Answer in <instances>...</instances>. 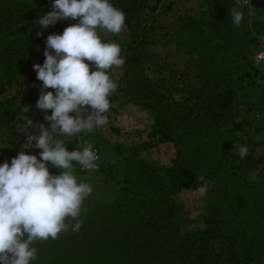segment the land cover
<instances>
[{"label":"trees","instance_id":"1","mask_svg":"<svg viewBox=\"0 0 264 264\" xmlns=\"http://www.w3.org/2000/svg\"><path fill=\"white\" fill-rule=\"evenodd\" d=\"M42 1L0 0V62L13 70L10 64L16 60L14 71L0 77V94L4 80L20 74H26V85L39 89L42 82L33 65L43 56L46 38L72 25L67 19L39 29L34 10ZM110 3L125 13L130 39L123 75L110 101L152 111L151 136L172 143L176 156L163 170L128 161L121 197L111 203L87 202L79 217L81 229L36 241L38 255L31 264H264V173L248 179L250 169L264 165V155L255 159L252 142L236 138L242 120L232 121L228 133L223 130L238 96L256 87L250 54L257 41L251 25L244 17L235 27L228 9L211 22H179L175 44L184 54L197 55L198 86L188 88L178 102L167 95L163 82L154 84L145 74L140 23L146 0ZM5 16L9 26L1 23ZM20 61L31 64L17 71ZM240 145L250 150L243 159ZM201 175L208 182L203 227L182 231L174 198L182 189L200 186Z\"/></svg>","mask_w":264,"mask_h":264},{"label":"clouds","instance_id":"2","mask_svg":"<svg viewBox=\"0 0 264 264\" xmlns=\"http://www.w3.org/2000/svg\"><path fill=\"white\" fill-rule=\"evenodd\" d=\"M242 5L249 6L250 0H234L229 10L235 27L244 19ZM52 8L36 21L39 29L69 18L78 22L62 34L49 35L43 65H33L37 80L42 82L35 107L45 113L51 111L44 116L49 127L21 116L27 143L10 164H0V264H31L38 255L33 247L36 241L56 240L70 228L73 232L81 229L83 221L79 217L93 189L88 183H78L76 165L96 171L100 157L88 141L83 142L82 150L68 151L56 134L69 138L71 143L72 137L109 123L108 113L113 106L110 97L118 89L109 71L122 69L125 64L121 47L104 42L101 36V32L118 36L127 31L125 13L110 0H53ZM41 34L38 30L37 36ZM24 111L30 109L24 107ZM31 148L41 150L39 159L25 154L24 149ZM237 151L243 159L250 150L240 145ZM50 167L59 169V175L51 174ZM197 179L203 183L196 191L205 196L208 182L203 175Z\"/></svg>","mask_w":264,"mask_h":264},{"label":"rangeland","instance_id":"3","mask_svg":"<svg viewBox=\"0 0 264 264\" xmlns=\"http://www.w3.org/2000/svg\"><path fill=\"white\" fill-rule=\"evenodd\" d=\"M18 1L10 0L12 3ZM50 3H53V0H43L34 10L38 19L45 15L46 7ZM233 3L234 0H146L147 9L140 23L145 35L140 38L143 42L141 48L144 54V70L154 84L163 82V89L168 96L179 102L186 97L188 88L198 86L197 55H186L175 44V32L179 22L183 19L211 22L221 11L230 10ZM242 10L245 21L252 26L250 28L257 41V47L250 54V61L257 70V76L254 77L256 87L238 96L233 106L231 122L227 123L223 130L228 133L232 121L240 123L242 120V129L236 131L235 136L241 141L252 142L251 152L253 157L258 159L264 155V104L260 93L264 72L262 67L264 0H252L249 6L243 5ZM69 22L75 24L78 21L69 18ZM1 23L4 26L11 24L6 16L1 19ZM253 23H259L257 28H254ZM101 36L104 42L117 43L122 50L121 56L124 57L125 45L130 41L128 30L118 36L101 32ZM44 59V56L39 57L34 63L43 65ZM15 62L16 60L10 64L13 70H8L10 67L7 69L0 62V77L13 72ZM86 63H89L91 69V63L87 61ZM30 64L31 62L27 64L25 61H20L16 70L23 72L21 69L27 68ZM109 75L119 82L123 75V67L110 70ZM27 79L26 74H20L4 80L0 94V164L6 161L10 164L11 159L16 157L27 143V135L22 132L25 121L20 119L21 116L27 115L34 124H44L45 128L49 127V122L44 120V116L50 115L51 111L42 112L34 104L39 98L42 85L39 89H35L33 83L26 85ZM111 103L113 106L108 113L109 123L103 128L72 137L71 143L69 138L56 134V138L64 140L68 151L77 148L82 150L83 142L88 141L93 144V150L100 157L97 161L99 168L96 171L83 170L73 161V165H76L75 175L78 183H88L93 189L91 195L84 201L82 211L85 210L87 202L111 203L121 197L125 187L124 173L128 161L133 163L143 161L156 169L163 170L170 167L176 156V149L172 143H161L158 138L151 136L154 120L152 111L133 103L122 107L118 106V102ZM24 107H28L30 111L26 113ZM32 131L36 132L37 129L33 128ZM28 132H31V129ZM24 151L25 154L36 155L39 159L41 150L31 148ZM49 170L51 174L59 175V169L50 167ZM258 173H264V165L250 169L248 179L254 180ZM174 203L177 213L182 218V231H194L203 227V219L207 215L206 195L201 196L196 189H182L174 198Z\"/></svg>","mask_w":264,"mask_h":264},{"label":"built area","instance_id":"4","mask_svg":"<svg viewBox=\"0 0 264 264\" xmlns=\"http://www.w3.org/2000/svg\"><path fill=\"white\" fill-rule=\"evenodd\" d=\"M251 1H252V0H250V2H251ZM52 5H53V3H50V4L47 5V7H46V11H45V14H47V13H49V12H51V11L53 10ZM242 6H243V5H242ZM261 42H262V41H261ZM262 46H263V48H264V42H262ZM262 57H263V55H262ZM262 57H261V58H262ZM262 67H263V69H264V59H263V62H262ZM262 76H263V80H262L261 87H260V93H261V96H262V98H263V104H264V72H263Z\"/></svg>","mask_w":264,"mask_h":264}]
</instances>
